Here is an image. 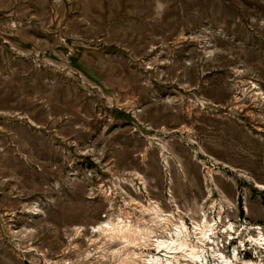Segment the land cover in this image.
<instances>
[{
	"label": "rangeland",
	"instance_id": "374dc122",
	"mask_svg": "<svg viewBox=\"0 0 264 264\" xmlns=\"http://www.w3.org/2000/svg\"><path fill=\"white\" fill-rule=\"evenodd\" d=\"M204 217L208 263L264 264V0H0V264H147Z\"/></svg>",
	"mask_w": 264,
	"mask_h": 264
},
{
	"label": "bare ground",
	"instance_id": "6f19581e",
	"mask_svg": "<svg viewBox=\"0 0 264 264\" xmlns=\"http://www.w3.org/2000/svg\"><path fill=\"white\" fill-rule=\"evenodd\" d=\"M152 213L158 220H161L162 222L167 220L163 218L158 209L153 210ZM206 220L204 217L203 221L193 225L191 231L195 234V243L191 241L192 232L188 230L184 221L178 225H174V228L169 232L166 231L164 236L154 238L152 244H154L156 249L161 251L162 254L160 256H149L146 258L147 264H211L208 263L206 259L204 243H208L211 235L214 234L216 224H211ZM102 228L109 232L111 236H120L124 239H128V233L126 234L127 229L125 228L124 224H117L116 226H113L109 222H106L104 224H100L97 229L99 230ZM263 240V236L260 235L259 239H255L254 242L260 245L261 241ZM215 256L217 255L214 254V257ZM232 257L233 258L230 257L227 259L223 253H219L218 258L215 257V264H233V261L237 258L236 251H234ZM180 260H184L186 262L181 263ZM244 264L255 263L253 261H246Z\"/></svg>",
	"mask_w": 264,
	"mask_h": 264
}]
</instances>
